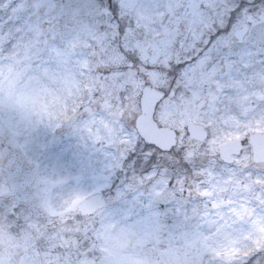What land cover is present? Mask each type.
Wrapping results in <instances>:
<instances>
[{"label":"snow or ice","instance_id":"snow-or-ice-1","mask_svg":"<svg viewBox=\"0 0 264 264\" xmlns=\"http://www.w3.org/2000/svg\"><path fill=\"white\" fill-rule=\"evenodd\" d=\"M0 264H264V0H0Z\"/></svg>","mask_w":264,"mask_h":264}]
</instances>
